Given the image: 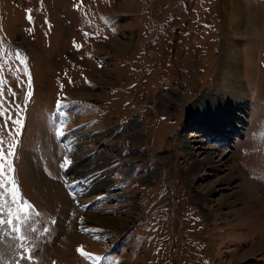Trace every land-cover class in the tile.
<instances>
[{"label":"rangeland","instance_id":"rangeland-1","mask_svg":"<svg viewBox=\"0 0 264 264\" xmlns=\"http://www.w3.org/2000/svg\"><path fill=\"white\" fill-rule=\"evenodd\" d=\"M225 1L0 0V219L37 229H0L5 261L29 264L24 243L32 264H94L81 246L99 264H264V0H243L239 35Z\"/></svg>","mask_w":264,"mask_h":264},{"label":"bare ground","instance_id":"bare-ground-1","mask_svg":"<svg viewBox=\"0 0 264 264\" xmlns=\"http://www.w3.org/2000/svg\"><path fill=\"white\" fill-rule=\"evenodd\" d=\"M223 9H224V13H223L224 26L227 27L232 32L233 35H239L242 30V27L245 25L246 22L249 21V17L251 16L250 11L244 5L243 0H226L225 4L223 5ZM237 47L238 46L235 43L229 44L227 42L226 44L223 45L222 54L225 55L224 57L227 58L228 60H222L221 64L223 67L226 66L225 67L227 69L226 74L231 75V80L228 78L229 76L227 77L225 74L226 77L224 78V82H222L220 86L222 88L224 87L225 91L230 92V96H232L233 99H236L239 101V99L243 100L248 96V91L244 84L242 70L239 67L240 66V62H239L240 54L238 55ZM234 108H236V110L242 109V107L237 106V105L234 106ZM229 112L233 113L232 110H229ZM222 120L224 122L223 118ZM222 120L220 123H222ZM221 137H224V134H221ZM194 162L195 163L193 167L194 168L198 167L200 164L199 161L195 160ZM223 178L226 181L229 179L228 182H230V179L233 178V175L228 173ZM232 194L234 196H238L239 192L234 190Z\"/></svg>","mask_w":264,"mask_h":264},{"label":"snow or ice","instance_id":"snow-or-ice-1","mask_svg":"<svg viewBox=\"0 0 264 264\" xmlns=\"http://www.w3.org/2000/svg\"><path fill=\"white\" fill-rule=\"evenodd\" d=\"M17 124H19V121H16ZM6 127V125H5ZM15 144L9 145L7 148V155H5V148H4V142L2 139H0V197H2L5 194V189H4V169L7 167L8 171H14V168L11 163H9V158L14 157L15 155ZM63 166V165H62ZM11 183L13 185L16 184L15 179L13 178ZM12 203L15 204L17 203L16 196H15V191L12 192ZM5 203L3 201H0V216L3 215L5 211ZM8 215L9 217L13 218H8V219H0V229H3L5 227H8L10 231L14 234L13 240L14 241H27L28 236L25 233H22V229L24 228L25 225H27V230L31 232H36L37 229L35 227H32L29 224V219L30 216L25 213L23 216H21L19 213L13 214L11 210H8ZM45 232L47 230H44ZM7 235V233L0 232V242L4 240V237ZM9 247H14V248H19V249H24L25 252L27 253L26 255L20 256V259L27 260L29 264H32L33 256L31 254V250L26 248V245L24 243H16L13 245H9ZM77 251L80 253L81 256H83L85 259L88 260H93L94 264H99L101 259H107V257H100V256H92L91 254H87L83 251L82 246L78 247ZM0 264H9L8 261H5L2 256H0ZM11 264H19L18 260H13Z\"/></svg>","mask_w":264,"mask_h":264}]
</instances>
